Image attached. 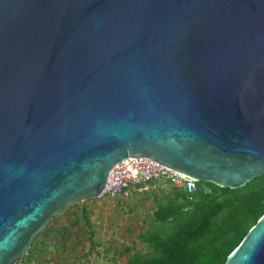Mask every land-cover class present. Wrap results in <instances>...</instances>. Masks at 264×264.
Here are the masks:
<instances>
[{"label": "water", "instance_id": "obj_1", "mask_svg": "<svg viewBox=\"0 0 264 264\" xmlns=\"http://www.w3.org/2000/svg\"><path fill=\"white\" fill-rule=\"evenodd\" d=\"M128 158L264 176V0H0V264ZM224 264H264V214Z\"/></svg>", "mask_w": 264, "mask_h": 264}, {"label": "trees", "instance_id": "obj_2", "mask_svg": "<svg viewBox=\"0 0 264 264\" xmlns=\"http://www.w3.org/2000/svg\"><path fill=\"white\" fill-rule=\"evenodd\" d=\"M170 191L153 213L157 227L140 235L146 251L124 264H224L264 214V176L238 190L200 182L192 195ZM38 244L35 240L27 259Z\"/></svg>", "mask_w": 264, "mask_h": 264}, {"label": "rangeland", "instance_id": "obj_3", "mask_svg": "<svg viewBox=\"0 0 264 264\" xmlns=\"http://www.w3.org/2000/svg\"><path fill=\"white\" fill-rule=\"evenodd\" d=\"M166 196H172L170 188L161 187L117 204L106 198L79 203L35 238L34 257L16 264H124L146 251L140 235L157 227L153 213Z\"/></svg>", "mask_w": 264, "mask_h": 264}, {"label": "built area", "instance_id": "obj_4", "mask_svg": "<svg viewBox=\"0 0 264 264\" xmlns=\"http://www.w3.org/2000/svg\"><path fill=\"white\" fill-rule=\"evenodd\" d=\"M161 187L180 189L192 195L197 191V182L148 159L128 158L110 170L97 199L106 198L117 204L133 195L154 193Z\"/></svg>", "mask_w": 264, "mask_h": 264}]
</instances>
